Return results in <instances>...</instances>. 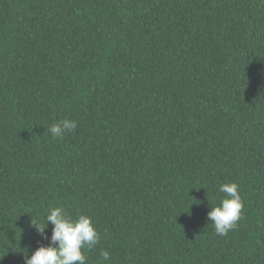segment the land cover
Here are the masks:
<instances>
[{"label":"trees","instance_id":"16d2710c","mask_svg":"<svg viewBox=\"0 0 264 264\" xmlns=\"http://www.w3.org/2000/svg\"><path fill=\"white\" fill-rule=\"evenodd\" d=\"M52 207L91 217L87 264H264V0H0V264Z\"/></svg>","mask_w":264,"mask_h":264},{"label":"clouds","instance_id":"9594fccd","mask_svg":"<svg viewBox=\"0 0 264 264\" xmlns=\"http://www.w3.org/2000/svg\"><path fill=\"white\" fill-rule=\"evenodd\" d=\"M76 127L74 120L63 119L52 124L48 132L53 139H62L65 132H72ZM217 191L224 197L219 206L211 208L207 218L217 235L226 236L242 219L244 205L236 183H223ZM43 219V225L31 223L43 239L49 240V244L38 247L30 258H26L25 264H87L84 250L90 251L100 243V234L91 217L79 215L73 219L63 208L52 207ZM49 224L53 226L50 238L46 234ZM109 258L107 251L101 253L102 261Z\"/></svg>","mask_w":264,"mask_h":264}]
</instances>
